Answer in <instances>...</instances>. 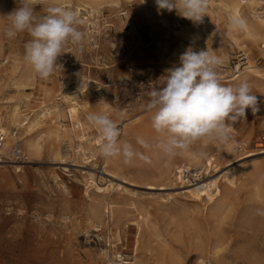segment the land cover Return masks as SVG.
Listing matches in <instances>:
<instances>
[{
    "label": "rangeland",
    "instance_id": "374dc122",
    "mask_svg": "<svg viewBox=\"0 0 264 264\" xmlns=\"http://www.w3.org/2000/svg\"><path fill=\"white\" fill-rule=\"evenodd\" d=\"M237 1L246 25L264 20V0ZM29 2L37 17L55 3L76 10L84 40L82 48L69 43L58 58L61 67L40 79L23 59L28 33L6 34L16 0H0V119L5 125L17 106L24 122H34L30 132L7 127L12 142L0 163V264H108L116 254L135 264H197L199 258L208 264L207 257L209 264H264V216L257 214L264 211V27L258 39L233 30L226 6L236 0H209L198 24L158 10L155 0ZM189 46L221 60L222 84L246 80L259 111L229 122L237 147L201 141L169 158L158 147L162 137L151 127L146 93L163 86L165 70ZM73 102L82 128L70 131ZM93 113L109 115L120 143L148 159L125 165L122 156L103 157L102 137L88 120ZM15 143L23 163L9 154ZM201 149L208 157L197 166L217 168L203 166L196 180H178L179 168L189 167ZM213 180L221 190L214 201L187 192Z\"/></svg>",
    "mask_w": 264,
    "mask_h": 264
},
{
    "label": "clouds",
    "instance_id": "9594fccd",
    "mask_svg": "<svg viewBox=\"0 0 264 264\" xmlns=\"http://www.w3.org/2000/svg\"><path fill=\"white\" fill-rule=\"evenodd\" d=\"M16 3L17 7L6 16L10 21L6 34L13 37L28 33L31 39L24 46L23 59L40 79H48L61 67L58 58L66 53L64 49L69 43L82 48L84 33L79 26L84 21L76 10L64 4H50L46 14L37 17L29 0H16ZM155 4L158 10H175L198 24L207 15L209 0H155ZM244 26L241 18L230 22L233 30H242ZM220 64L221 60L208 49L196 51L189 46L179 56L178 64L165 70L161 77L163 86L146 93L149 97L146 110L152 113L151 127L161 135L158 147L166 157L174 158L190 151L201 141L218 148H235L229 122L246 119L248 109L253 114L259 111L257 95L246 80L234 86L220 82L216 71ZM88 120L102 137L99 151L103 157L122 156L125 165L135 158L148 159L130 143H120V128L109 115L93 113ZM137 143L149 147L143 138L138 137ZM195 155L203 160L208 152L201 149ZM257 214L264 216V211L257 210ZM125 259L116 254L108 264H125Z\"/></svg>",
    "mask_w": 264,
    "mask_h": 264
},
{
    "label": "bare ground",
    "instance_id": "6f19581e",
    "mask_svg": "<svg viewBox=\"0 0 264 264\" xmlns=\"http://www.w3.org/2000/svg\"><path fill=\"white\" fill-rule=\"evenodd\" d=\"M31 1V0H29ZM55 1V0H54ZM226 6V5H225ZM227 9H228V12H229V16L231 19H234V18H241L240 16V9H241V5H240V2L236 0V2L234 3L233 6H226ZM242 19V18H241ZM248 24V23H247ZM264 27V20H261V19H258V18H254V21H253V24L251 25H246L244 26V32H245V36L247 37H252L253 39H258L259 38V29ZM243 30V29H242ZM262 34V33H261ZM262 36V35H261ZM1 38V37H0ZM264 39V38H262ZM252 40V39H251ZM260 40V39H259ZM255 41V40H252L251 43ZM258 41V40H257ZM246 43V42H245ZM248 45V44H247ZM254 46V45H253ZM261 54H264V53H261ZM250 68L251 67H246V71L245 72H250ZM253 71V70H252ZM244 72V73H245ZM251 74V73H250ZM249 74V75H250ZM247 75V74H246ZM243 76V77H246ZM254 75V74H253ZM255 77V76H254ZM230 80V79H229ZM66 101V100H65ZM71 102V101H70ZM70 107L72 108V112L70 113L71 114V120H73L75 122V125H72V129L70 131H74L75 129H79V128H82V123L81 122H78L76 121V117L74 116V112H73V109L76 107V104L75 102L71 103ZM6 119V118H5ZM27 119V118H26ZM24 116L20 113L19 111V108L17 106L13 107L11 109V112L10 114L7 116V119H6V123L4 125V120L2 121V119H0V134L4 136V143L2 145V149H1V153H3V150L5 148H7L9 146V144L12 142V138L10 137V133H9V130H8V126H17L19 128H24L23 131H27V132H30L33 127H34V122L30 121L31 123H27V122H24ZM7 125V126H6ZM37 125V124H36ZM70 129V128H69ZM22 131V132H23ZM79 131H82V130H79ZM84 131V130H83ZM77 132V131H76ZM26 133V132H25ZM78 138V136H77ZM81 139L83 140V138L81 137ZM31 140V139H30ZM101 140V139H100ZM60 142V141H59ZM81 142V141H80ZM79 142V143H80ZM85 142V141H83ZM32 145V144H31ZM56 145V144H55ZM69 145V144H67ZM78 147V146H77ZM28 148V147H27ZM49 148V147H48ZM64 149V153H66L68 150H69V146H63L62 147ZM79 148V147H78ZM81 149V148H80ZM31 151V150H30ZM53 153H60V146H55L53 148ZM85 153V151H84ZM83 153V154H84ZM261 153H264V151H262ZM55 156V155H54ZM248 156H251V155H248ZM59 159V158H58ZM0 163H2L1 159H0ZM198 164H200L199 162V158L195 155H192L190 158H189V167H192V170H195V172H198L199 169L203 166H204V170L206 168H214L216 169L217 168V165H213V162H208L207 164H203L200 166H197ZM217 171V170H216ZM200 172V171H199ZM119 176V175H118ZM227 176H224V178H226ZM98 190V189H97ZM100 190V188H99ZM98 190V191H99ZM106 190V189H105ZM108 191V190H107ZM103 192V191H101ZM191 196H193L194 198L198 199L199 201L203 200V198L205 197L206 200L208 201H214L216 198L220 197L221 196V190L219 188V185H218V180H213V181H209L208 183H205V184H198L197 187L193 188V189H190L187 191ZM100 193V192H99ZM104 193V192H103ZM205 200V201H206ZM108 203V202H107ZM112 208V206L110 205H107V210L105 208V212H109V210ZM111 211V210H110ZM111 214V213H110ZM109 215V214H108ZM111 216V215H110ZM116 237L118 238V235H116ZM136 243V242H135ZM134 248V247H133ZM136 249L135 248V251L133 250V252L135 253L136 252ZM133 258L135 257V254L132 255ZM209 257H207V263L209 264V261H208ZM125 264H135V263H129V262H125ZM197 264H204V260L203 258H199V262Z\"/></svg>",
    "mask_w": 264,
    "mask_h": 264
},
{
    "label": "built area",
    "instance_id": "2783aa9c",
    "mask_svg": "<svg viewBox=\"0 0 264 264\" xmlns=\"http://www.w3.org/2000/svg\"><path fill=\"white\" fill-rule=\"evenodd\" d=\"M4 136L0 134V159H1V149L2 145L4 143ZM9 154L14 162L17 163H23L25 160V155L21 149V146L18 143H15L12 145ZM201 173L195 172V170H192L191 168L187 166H181L177 172L178 180L182 181H189L191 179H197Z\"/></svg>",
    "mask_w": 264,
    "mask_h": 264
}]
</instances>
